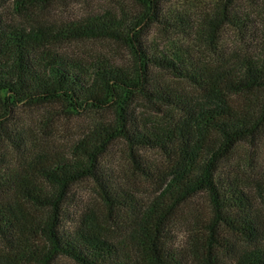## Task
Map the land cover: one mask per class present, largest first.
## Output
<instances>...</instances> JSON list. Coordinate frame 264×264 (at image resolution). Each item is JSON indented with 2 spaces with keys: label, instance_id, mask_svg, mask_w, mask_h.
Wrapping results in <instances>:
<instances>
[{
  "label": "trees",
  "instance_id": "trees-1",
  "mask_svg": "<svg viewBox=\"0 0 264 264\" xmlns=\"http://www.w3.org/2000/svg\"><path fill=\"white\" fill-rule=\"evenodd\" d=\"M55 1L64 0H13L29 24L0 16V147L16 155L0 168V264H219L220 247L232 264H264V205L254 202L233 162L239 147L264 133V34L251 51L253 19L240 0H215L198 21L166 6L169 0H134L148 11L141 17L112 10L63 22L32 17L35 7ZM145 19L168 25L178 38L163 47L148 42ZM230 26L246 45L226 52L221 29ZM95 39L127 46L135 61L120 66L58 50ZM22 106L99 116L75 140L50 144L14 123ZM118 144L127 159L111 170L102 159ZM135 176L152 187L147 198ZM83 181L93 182L120 233L94 205L70 211L79 207L74 188ZM203 203L223 234L208 226L203 244L192 232L183 253L172 246L174 219L196 215Z\"/></svg>",
  "mask_w": 264,
  "mask_h": 264
},
{
  "label": "rangeland",
  "instance_id": "rangeland-1",
  "mask_svg": "<svg viewBox=\"0 0 264 264\" xmlns=\"http://www.w3.org/2000/svg\"><path fill=\"white\" fill-rule=\"evenodd\" d=\"M214 1L169 0L166 6H170L179 11H185L194 20L198 21L200 16L211 8ZM239 6L243 13L248 14L253 19L252 26L254 27L256 38L248 37V41L246 42L249 48H251V51H255L263 41L261 39V36L264 34L263 7L258 0H240ZM108 10L127 13L132 17H141L144 13H148L144 7L137 4L134 0H64L55 1L46 7H35L31 14L34 19L48 23L79 20L92 14L103 13ZM0 16L8 22L23 21L29 24L27 17L20 16L15 12L13 0H0ZM141 27L143 29V38L150 43H158L160 47L166 46L170 39L178 38V35H175L173 29L169 28L168 25L164 26L158 22L153 23L150 19H145ZM166 28L170 29V31ZM180 38V41H182V37ZM221 42H223L221 48L226 52L232 51L235 48H244L246 45L245 40L242 39L238 31L231 26L221 29ZM58 50L75 53L88 59L106 57L120 66L130 65L135 61L132 51L127 46L110 40L95 39L66 42L61 44ZM170 80L178 81L174 78ZM186 87L189 90L191 89L189 86ZM259 96L261 100H264L263 92ZM137 106L141 107L140 109L143 107L146 108L144 103H140ZM52 108L58 109L52 106L33 108L22 106V108L17 110L14 123H17L26 130L37 133L40 138H43L50 144H63L81 136L99 116L98 114L90 112H86L81 116L57 115V113H53ZM146 111L148 112V110ZM48 112L54 116H49ZM124 148L122 144L113 146L102 159L103 164L111 170H120L124 161L127 159ZM143 154L153 160L159 157L156 151H143ZM15 158L16 155L10 147H7V145L0 147V168L14 162ZM233 162L241 170L247 190L255 199L254 202L259 207H263L264 201L261 193H264V133L255 145L245 144L239 147ZM132 182L137 187V192L142 198H147V195L152 192V187L141 178L137 176L132 177ZM74 192L76 195V204L79 207L72 204L73 206L71 205L69 208L71 212H75L78 208L94 205L101 221L106 224L107 228L116 233H120L117 224L110 219L109 211L99 199L93 182L83 181L78 183L74 188ZM35 214L38 217L44 215L41 210L36 211ZM113 216L116 217L114 214ZM123 221L119 220L122 223L120 225L126 226ZM208 226H214L217 232L221 235L223 234L221 232L222 230H220L219 223L205 203L202 204L199 213L196 215H188L186 213L177 216L171 227L172 246L183 253L190 252L191 240L193 239L192 232H200L199 237H203L202 243L205 244ZM215 252L220 254L221 262L219 264H232L231 260L221 255L225 254L226 256V248H217ZM59 264H75V262L68 258H62ZM189 264H198V261L191 259ZM212 264H215V262L213 261Z\"/></svg>",
  "mask_w": 264,
  "mask_h": 264
}]
</instances>
